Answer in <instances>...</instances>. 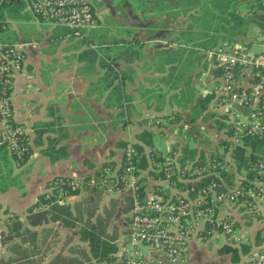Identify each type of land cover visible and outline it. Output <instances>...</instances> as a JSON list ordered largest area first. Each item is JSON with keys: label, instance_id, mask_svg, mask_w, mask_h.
<instances>
[{"label": "crops", "instance_id": "crops-1", "mask_svg": "<svg viewBox=\"0 0 264 264\" xmlns=\"http://www.w3.org/2000/svg\"><path fill=\"white\" fill-rule=\"evenodd\" d=\"M247 1L228 3L227 9H221L220 6L225 0H130L133 6L130 18L122 20L119 23L120 29L116 32H108L111 37L109 39L121 43L119 52L125 46L130 48L129 60L117 58L118 70L123 71L125 77L123 91L129 96L128 110H122L115 105H105V98L111 89L105 67L96 56L85 52L88 46L80 38L68 35L62 26L34 16L26 6L20 11L19 18L6 16L5 28L14 19L29 27L24 32L15 31L12 38H0L3 41L22 39L30 42L24 67L14 77V117L28 130L31 139L36 123H53L41 126L46 128L41 136L42 142L37 145L32 143V151L22 165L16 166L12 157L7 155L5 159L0 152V179L1 174L5 176V180L7 177L4 183L0 181L1 207L23 217L24 209L35 200L38 193L45 190L46 181L52 176L69 175L78 179L84 174L92 175L105 160L115 162L119 159L121 146L116 145L118 140L125 143L140 142L139 133L143 130L153 133L151 145L145 146V151L152 147L166 152L173 141H177L179 144L173 153L183 155L189 148L202 146L204 137L215 143L219 133L214 130L217 127L212 116L205 118L200 115L193 122H186L191 107L200 97L193 84L198 82L205 90L213 86L212 80L217 75L214 72L213 60L208 63L205 60L201 62L198 72L185 71L180 74L177 90L171 89L169 71L173 63L170 54L189 49V46L197 49V54L203 50L208 54V50H212L223 40L232 41L239 47L250 48L248 42L254 39L252 35L256 33L257 37L253 42L264 47V28L258 25V31L246 28L247 32L243 35L234 36L233 39L225 38L227 34L223 27H227L230 21L227 20L228 17L226 21L223 20L220 12L234 9L240 15H249ZM95 25L93 22V25L84 31L85 36L89 35L88 39H94ZM123 28H127V31H123ZM214 36L215 43L212 42ZM203 63L205 69L202 67ZM207 109L209 110V102ZM172 113L182 116L178 123L182 124L180 130L176 125L167 126L163 128V132H159L160 129L154 122H149L152 117L162 119L163 123L165 116ZM192 126L195 131L200 132L199 139L195 134L192 135ZM177 131H181L183 135L178 136ZM60 133H66V136L59 139L57 146L67 145V155L51 161L41 150L46 147L48 136L57 137ZM154 136L164 143L163 147L155 146ZM186 137L194 138V141L191 140L190 144L183 141ZM7 163L11 166L8 174ZM230 178V182H233V174ZM155 183L157 182L154 181V176L150 175L144 181V188L150 191L155 187ZM158 183L166 185L164 181ZM179 187L180 185L175 184L166 190L172 193ZM80 195L91 199V186L85 185ZM80 195L68 196L66 199L73 202ZM130 197L129 189L115 194L101 192L97 211L109 207L111 198L118 199L108 225L109 231L116 229V237L113 240L116 249L108 264H122L117 253L127 229ZM225 213L233 221L235 233L240 241L229 242L222 234L193 236L186 243L183 264L191 263L192 253L193 258H196L197 254L200 255V251H197L199 245H202L200 253L207 251V254H204V264H243L249 252L244 251L241 244L247 245L250 251L256 247L264 250V208L249 212L243 206H234L226 208ZM43 226L52 227L57 231L73 230L77 241L70 252L64 253L59 251V247L56 248V243L60 242L57 239L45 263L56 254H61L82 259L84 262L88 260V255V261L92 264H104V261L96 262L90 257L86 242L79 239L78 227L69 228L63 227L59 222H48L35 228L40 229ZM213 252L217 253V256H213Z\"/></svg>", "mask_w": 264, "mask_h": 264}, {"label": "built area", "instance_id": "built-area-1", "mask_svg": "<svg viewBox=\"0 0 264 264\" xmlns=\"http://www.w3.org/2000/svg\"><path fill=\"white\" fill-rule=\"evenodd\" d=\"M26 8L49 23L68 27L77 38L94 20L92 0H26ZM29 45L22 39L0 40V151L13 152L19 159L27 151L30 138L14 117L12 88L15 75L24 67ZM209 54L219 69L207 90L211 93L209 111L215 114L212 119L224 121L232 132L227 127L214 128L219 133L216 139L237 143L243 134L264 138V49L253 52L223 40ZM149 122L157 124L162 119L150 117ZM224 147L218 145L214 156L206 154L198 162L197 156L179 162L178 155L170 154L169 149L161 152L160 158L150 154L147 170L156 173L157 183L148 191L142 180L148 178L147 170L139 167L140 153L128 141L114 165H105L96 177H90L88 185L95 184L106 194L130 190L129 220L117 253L122 264H183L186 243L203 234H222L229 242L240 241L225 209L243 206L254 212L264 208V153L252 167L254 173L246 187L240 184L245 172H234L232 183L221 176L222 170L229 169L227 163L233 164ZM177 181L195 184L180 186L172 193L166 190ZM243 264H264V250L254 248Z\"/></svg>", "mask_w": 264, "mask_h": 264}, {"label": "trees", "instance_id": "trees-1", "mask_svg": "<svg viewBox=\"0 0 264 264\" xmlns=\"http://www.w3.org/2000/svg\"><path fill=\"white\" fill-rule=\"evenodd\" d=\"M239 0H225L220 6L221 9H227L228 3L236 4ZM221 4V3H220ZM219 4V5H220ZM26 6V0H3L0 3V34L5 28L6 16L12 18L21 17V10ZM247 10L249 15H240L236 10L220 12L223 20L230 21L227 27H223L226 32L227 39H233L234 36L245 34V28L249 22H254L261 28H264V0H248ZM36 16V15H35ZM39 17V16H37ZM40 18V17H39ZM93 18H95L93 16ZM42 19V18H40ZM227 21V22H228ZM62 26V25H59ZM67 31L66 33L73 36L71 30L62 26ZM245 27V28H244ZM244 28V29H243ZM114 42H117L113 40ZM216 37L212 38V42L215 43ZM102 43V42H101ZM125 43V42H124ZM208 45V44H207ZM129 46H125L120 52V56L130 52ZM86 53L96 56V52L88 47L85 50ZM131 53V52H130ZM111 56L106 54L105 57L109 59L110 64L105 62L100 63L105 67L106 77L109 78L108 85L111 86L109 93L105 98V105H115L122 110H128L129 96L123 91L124 74L120 69L118 70L117 58L119 56ZM116 58V59H115ZM215 74L219 73L218 68H214ZM116 81V82H114ZM114 82V83H113ZM211 98V93H207L203 97H199L195 100L191 107L190 114L186 117V122L190 123L195 120L196 117L201 115L205 118L207 116H213L208 109V102ZM171 116V117H170ZM221 117L225 118L223 115ZM182 116L180 114H169L165 116L164 122L155 124L160 131L163 132V128L167 126L175 127L178 125V129L182 124H178ZM217 129L227 127L230 134L232 133L229 125L225 124L222 120H215ZM53 123L38 122L34 126V135L32 139L29 136L30 141L27 144V151L19 159L13 152H7L1 150V156L7 159V155L12 157L16 166L22 165L28 159L32 151V143H41V136L45 131L44 125ZM180 130V129H179ZM151 131L143 130L139 133L140 142H133V145L140 153L138 165L142 169H146L149 166L150 154L156 158H160L161 151L155 150L152 147L149 148L146 154L145 146L151 145L152 142ZM66 136V133H60L57 137H47V145L41 151L47 155L51 161H55L59 158L66 157L67 145H59L57 143L60 138ZM241 142L232 143L224 138H217L215 143H211L210 139L203 138L202 146L189 148L186 154L178 155V161L183 162L185 158L192 159L197 156L198 161L208 156H214L216 154V147L224 144V151H229L233 158V164H228L229 169L221 171V176L224 177L228 183L230 182V176L235 172L241 174L245 172V179L240 181L241 185L248 186L249 180L252 179L253 169L252 167L258 163L261 159V154L264 153V138L258 136H250L243 134L239 136ZM179 142L173 141L169 147V153L172 154ZM117 146L123 147L125 141L118 140ZM145 149V150H144ZM150 156V157H149ZM218 158H221L219 155ZM116 161L105 160L102 162L92 175L84 174L81 178H74L69 175H54L46 181V188L44 191L37 194L35 200L31 202L23 211V217L19 214L9 211L8 208H2L0 205V243L5 247L6 255L0 253V264H42L45 263L46 257L49 251L56 243L58 239V231L52 227H41L37 230L35 227L46 224L48 222H59L63 227L74 228L78 227V235L81 241L86 242L90 257L96 262L104 261V264H108L112 260L111 254L115 251L116 247L113 244V240L116 237V229L108 230V225L111 216L113 215L115 208L118 204L117 198H111L109 207H103L102 211H97L99 201L101 200L102 189L98 188L95 184L91 185L92 198H88L80 195L81 190L85 185H88L90 177H96L101 168L105 165H114ZM230 167L232 169H230ZM11 170V166L7 168V174ZM148 176H156L153 170H147ZM5 176L1 174L0 181L4 183ZM214 178V177H212ZM143 181L146 178H142ZM208 179L200 181L196 184L205 183ZM192 182L177 181L176 184L182 188L189 187ZM195 184V183H192ZM195 193H191L193 196ZM78 199H74L73 202H69L66 198L68 196H78ZM129 205H131V197L128 198ZM2 214V216H1ZM243 246V247H242ZM244 251L250 253V249L247 245L241 244ZM89 260V256L86 255ZM84 262L82 259H78L71 256L56 254L53 258L46 261L45 264H92L90 261Z\"/></svg>", "mask_w": 264, "mask_h": 264}, {"label": "rangeland", "instance_id": "rangeland-1", "mask_svg": "<svg viewBox=\"0 0 264 264\" xmlns=\"http://www.w3.org/2000/svg\"><path fill=\"white\" fill-rule=\"evenodd\" d=\"M122 3H124V5H122ZM92 6H93V11H94V17H95L94 18L95 20H93V22L96 24L95 25L96 28L94 30L95 32L94 39L93 40L88 39L89 35L87 34L88 36L87 35L85 36L83 34L80 40H82L86 46L90 47L96 52V57L99 61L105 62V64H110L109 62L111 61H109V59L106 58L105 55L110 54L111 56H114V55L116 56L117 54H119V47L121 43H119L118 41L114 42L113 39H109L111 37L108 36V32H116L117 30L120 29L119 23L122 20L125 21L126 19L130 18V12L133 6L131 5L130 0H92ZM9 26L3 29V31L0 34V38L2 39L12 38L13 37L12 35L14 34L15 31L18 30V31L24 32L29 28L26 24L18 23L16 19L10 22ZM246 28H253L256 31H258L259 29V27L255 23H248ZM123 29H124L123 31H127V28H123ZM246 32L247 30L245 31V33ZM252 37H254L253 40H255L257 37V33L253 34ZM253 40H249L248 42L251 51L258 52L264 49L263 46L257 45V43H254ZM4 41H9V40H4ZM240 41L243 44H245L244 41L242 40ZM209 51L211 50H208V54L205 53L204 50L201 53L197 54L198 52L197 49L189 46V49L180 50L178 52H171L170 59H171V62L173 63L169 71L171 89L178 90L177 84H178L179 76H181L180 74H182L185 71H191L194 73L198 72L199 70L197 69L201 67L200 66L201 62H204V60L206 63H208V61L211 62L213 59H212V56L209 54ZM130 55L131 53L127 52L121 56L119 54L118 57L125 59V60H129L131 58ZM203 64L204 65L202 67L203 69H205V63ZM195 130L196 129L193 126L192 128H190L192 135L195 134L197 138L199 139L201 134L199 131H195ZM181 131H177L178 132L177 134L180 137L183 135ZM191 140L194 141V138H190V137L183 138V141L188 142L189 144L192 143ZM153 141H154L155 146L157 147L164 146V143L157 136L153 137ZM7 165L9 166L10 164L7 163ZM6 180H7V177H6ZM37 228H38L37 230H40L39 227ZM75 236H76V233L73 230L71 231H65L64 229H61L60 231L58 230V239L60 242L56 243L57 244L56 248L59 247L60 248L59 251L64 252V253L70 252V249L72 248V246L77 244ZM61 242H64L63 245H60ZM201 247L202 245L197 246V251L201 252ZM200 252H199L200 255L198 256L197 254L196 258L192 257L193 255L192 253L191 255L192 259H191L190 264H204L203 261L205 259L204 258L205 255L207 254V251L206 253H203V254ZM0 253L2 255L7 254L4 246H0ZM212 255L217 256V253L213 252Z\"/></svg>", "mask_w": 264, "mask_h": 264}, {"label": "water", "instance_id": "water-1", "mask_svg": "<svg viewBox=\"0 0 264 264\" xmlns=\"http://www.w3.org/2000/svg\"><path fill=\"white\" fill-rule=\"evenodd\" d=\"M235 47H239L238 45H235ZM193 87L199 92V96L202 97L203 94H205L207 92V90L203 89L202 87H200V84L198 82H195L193 84Z\"/></svg>", "mask_w": 264, "mask_h": 264}]
</instances>
